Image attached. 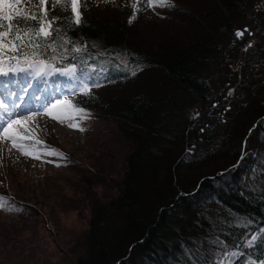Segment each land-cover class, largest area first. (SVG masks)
Here are the masks:
<instances>
[{
    "label": "trees",
    "instance_id": "trees-1",
    "mask_svg": "<svg viewBox=\"0 0 264 264\" xmlns=\"http://www.w3.org/2000/svg\"><path fill=\"white\" fill-rule=\"evenodd\" d=\"M172 3L166 9L181 12ZM113 14L66 25L87 52L61 48L50 62L90 80L104 71L114 85L152 69L160 80L118 107L134 148L119 196L92 215L77 264H218L234 250L240 264L264 262V0H218L200 13L204 33L163 56L127 46V15ZM74 104L107 107L96 95Z\"/></svg>",
    "mask_w": 264,
    "mask_h": 264
},
{
    "label": "rangeland",
    "instance_id": "rangeland-1",
    "mask_svg": "<svg viewBox=\"0 0 264 264\" xmlns=\"http://www.w3.org/2000/svg\"><path fill=\"white\" fill-rule=\"evenodd\" d=\"M172 1L181 12L147 8L146 0H140L142 10L135 13L134 20L132 5L136 0H83L84 7L79 10L94 20L110 13L127 15L128 21L132 20L127 46L140 53L163 56L204 33L200 13L208 7L218 8V0ZM54 3L49 0L48 9ZM38 4L39 0H25L20 10L27 7L36 11ZM32 74L39 76L36 69ZM58 77L62 80L59 87H69L67 74L50 72L49 68L39 78L51 82ZM159 80L160 73L152 69L135 81L104 87L84 82V87L79 85L76 90L74 79L72 91L63 95V101L74 104L73 99L78 97L76 102L85 103L89 95H96L103 98L107 107L87 111L90 116L81 119L67 104L46 114L52 101L42 112L15 118L32 117L25 126L34 130L33 137L23 142L33 144L38 139L41 144L29 149L39 156L37 159L22 154L10 140H0V197L4 198L0 207V264H77L86 251L92 215L119 196L127 158L134 148L121 132L118 107L139 89L154 93ZM85 86L88 95L84 94ZM52 116L63 118L64 123ZM69 123H78L84 130L70 128ZM20 133L24 134L22 128ZM47 149L61 153L63 158L47 155ZM236 255L230 253L218 264H233Z\"/></svg>",
    "mask_w": 264,
    "mask_h": 264
},
{
    "label": "snow or ice",
    "instance_id": "snow-or-ice-1",
    "mask_svg": "<svg viewBox=\"0 0 264 264\" xmlns=\"http://www.w3.org/2000/svg\"><path fill=\"white\" fill-rule=\"evenodd\" d=\"M104 2L107 3L108 0H104ZM24 3L25 0H0V77H8L10 73H26L28 69H36L37 75L44 74V69L50 67V61L57 60L64 55V53L58 52L61 48L64 49L65 53L68 51L74 53L87 52V45L78 46L77 42L68 36V28L66 27V25L79 26L84 23L82 13L79 10L81 0H55V4L68 13L63 18L59 16L49 17L47 7L49 0H39L36 11L24 7L21 12L20 8ZM139 5L140 0H136L132 5L134 9L133 20L136 18L135 13L142 10ZM174 6L172 0H146L147 8H172ZM61 19L65 24H58ZM131 22L132 20L129 21V23ZM243 34V32L237 31L235 36L241 37ZM69 44L72 45L71 49L67 47ZM49 52L52 55L48 56ZM42 57H47V59H42ZM81 59L83 58L81 57ZM22 65H26V67ZM133 74L135 73L133 72ZM84 94H89L87 86L84 88ZM65 104L81 119L90 116L86 109L63 100L54 101L46 114L51 115L52 109ZM52 118L58 119L62 124L64 123L63 118L56 116H52ZM31 119L33 118L24 117L4 122V126L0 127V140H10L12 146L21 151L22 154L33 155V158L38 159L39 156L30 152L29 149H34L41 144V141L35 139L33 144L23 142L33 137L34 130L25 126ZM68 127L80 131L84 130L78 123H69ZM21 128L24 134L20 133ZM46 154L63 158L61 153L51 149H47ZM3 205L4 198L0 197V207ZM252 239L255 240L256 237Z\"/></svg>",
    "mask_w": 264,
    "mask_h": 264
}]
</instances>
